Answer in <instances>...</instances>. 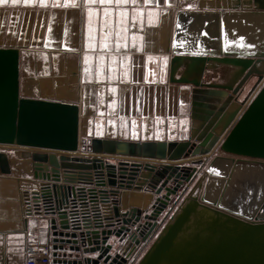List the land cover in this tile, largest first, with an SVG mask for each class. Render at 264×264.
<instances>
[{"label": "water", "instance_id": "obj_1", "mask_svg": "<svg viewBox=\"0 0 264 264\" xmlns=\"http://www.w3.org/2000/svg\"><path fill=\"white\" fill-rule=\"evenodd\" d=\"M196 3L195 8L176 13L172 77L183 68L179 82L190 80L206 88L200 93L215 99L216 104L207 105L186 142L94 140L86 150L79 137L78 106L22 97L19 51L0 48V144L35 150L18 156L34 163L40 191L20 193L15 180L2 177L0 183L11 186L7 196L15 199L16 206L22 205L26 215L47 217L53 264H128L135 248L150 244L158 234L177 204L178 198H173L182 186L194 181L217 150L222 155L207 165L201 178H207L206 182L198 183L201 193L194 200L252 226L256 235L264 232V0ZM252 78L257 80L250 90L254 95L241 101ZM96 155L107 158L106 164L102 159L98 162ZM0 159L2 164L1 155ZM186 163L188 167H184ZM103 167L111 187L129 189L135 184V191L147 193L144 205L150 206V211L120 214L116 204L109 205L110 197L119 194L115 189L110 194L100 192L103 219L98 208L92 213L82 209L85 196L78 200L68 190V205L56 201L55 207H47L50 197L58 200L64 196L57 185L61 171L70 180L75 179L74 173L101 174ZM88 197L94 202L97 192L89 190ZM185 212L137 264L161 263L187 220ZM262 246L255 264H264Z\"/></svg>", "mask_w": 264, "mask_h": 264}, {"label": "crops", "instance_id": "obj_2", "mask_svg": "<svg viewBox=\"0 0 264 264\" xmlns=\"http://www.w3.org/2000/svg\"><path fill=\"white\" fill-rule=\"evenodd\" d=\"M196 2L17 0L13 4L8 0L0 5V48L19 51L22 97L78 106L79 137L86 150L94 140L186 142L207 105L216 104L200 93L206 88L190 80L179 82L183 68L172 77L176 13L195 8ZM0 148L15 150L0 152V177L15 180L20 193L39 191L34 163L18 156L35 150ZM89 157L106 164L102 155ZM2 168L8 172L4 174ZM134 185L120 189L114 198L120 214L151 209L144 205L147 193L135 191ZM184 186L185 197L173 198H178L181 210L173 212L176 215L167 227L184 210L188 217L160 264H255L256 242L262 241L264 232L256 235L252 226L198 203L193 198L200 195L197 184ZM10 187L0 183V264H25L26 242L36 239L53 245L52 236L47 217L26 215L24 207L7 196ZM144 246L137 248L128 264L142 259Z\"/></svg>", "mask_w": 264, "mask_h": 264}, {"label": "built area", "instance_id": "obj_3", "mask_svg": "<svg viewBox=\"0 0 264 264\" xmlns=\"http://www.w3.org/2000/svg\"><path fill=\"white\" fill-rule=\"evenodd\" d=\"M101 171H102L101 174L100 173L97 174L95 171H92V172L86 173V174L74 173L75 179H70V180L65 178V174L62 171L63 175L60 174L61 175L60 176V182L57 185L62 187L61 193L64 196H63V198H61L59 196L58 200H56L52 196V189L49 190L52 197H50L49 201H47V207L48 208L49 207H52V208L55 207L56 201H60L62 203L64 202L63 203L64 205L65 204L68 205L67 201H71V199L67 198V190H68L70 194H72V195L76 194L78 200H80V196H85L86 202H84L85 204L83 205L82 209H86L88 212L92 213L94 208L95 209L98 208L100 211V216L103 219L106 215H105L104 211L102 210L100 192L104 191V192L110 194V192L112 190L115 189V191L117 190L119 192L120 189L115 188V187H111L108 184V174H107L105 167H103L101 169ZM99 179H100L101 183H100ZM77 185H80V186H77ZM106 186H108V189H103V188H106ZM89 190L97 192L98 197L94 202H92L88 197L89 196ZM39 191H40V189H39ZM41 197H42V195H41ZM64 198L66 199L65 201H64ZM109 200H110L109 205L113 206L114 204H116V206L118 207V202L116 200L114 202V198L110 197ZM79 206H80V204H79ZM118 209H119V207H118ZM137 237H138V239H140L139 236H137ZM136 250H137V248H135L134 252ZM134 252H133V254H134ZM25 256H26L25 264H53L52 245L42 244L40 241H38L36 239H30L26 242V245H25ZM134 256H135V254L133 255V257Z\"/></svg>", "mask_w": 264, "mask_h": 264}, {"label": "rangeland", "instance_id": "obj_4", "mask_svg": "<svg viewBox=\"0 0 264 264\" xmlns=\"http://www.w3.org/2000/svg\"><path fill=\"white\" fill-rule=\"evenodd\" d=\"M256 78H252L251 80H250V82H249V84L246 86V88H245V90H244V92L242 93V95L240 96V100L241 101H243L244 99H246V98H249V100H251V98L253 97V95L254 94H252V95H250V90H251V88L255 85V83H256ZM8 151V152H10V153H14L15 152V150L14 149H7V148H0V152L1 151ZM17 151V150H16ZM28 151V150H27ZM23 152V151H22ZM18 153V152H17ZM58 157H59V153H57L56 154ZM217 155H222V153L219 151V150H217L208 160H206L205 162H206V164L205 165H203V167H202V171H201V173L200 174H198V176H196V178L194 179V181H190L189 183L191 184V185H193L194 187L196 186V184H197V187H198V183H201L202 182V184H205V182H206V179L207 178H204L203 180H201V178H203L204 176H205V170H206V167H207V165L209 164V162L215 157V156H217ZM3 157V156H2ZM21 159H26V158H21ZM188 165L189 164H184V167H188ZM186 191H187V189L185 188V186L183 185L182 186V188L180 189V191H179V194L181 195V196H179V200L180 199H183V197H185V195H186ZM201 193V191H199L198 192V195ZM178 194V195H179ZM178 197V196H177ZM182 197V198H181ZM179 202L180 201H178L177 202V204L175 205V207H173V210L169 213V215H168V217H167V219H166V221H165V223L163 224V226L161 227V229L159 230V232H158V234L154 237V239H152V241H151V243L150 244H148L147 245V250L143 253V257L147 254V252L151 249V247L155 244V242L157 241V239H158V237L162 234V232L164 231V229L167 227V225L168 224H170V217H172V219H174V216L176 215V213L174 214L173 212H178V211H180L181 209H178L179 208V206H180V204H179ZM184 206V205H183ZM171 208V207H170ZM180 208H181V206H180ZM172 215V216H171ZM170 218V219H169ZM187 223V222H186ZM185 224V223H184ZM264 241V237H263V239H262V241L260 242V241H258L257 242V245H256V248L261 252L262 251V245H264V244H261V243H264L263 242ZM175 242V241H174ZM173 245H174V243H173ZM173 245H172V247H173ZM166 257V256H165Z\"/></svg>", "mask_w": 264, "mask_h": 264}, {"label": "snow or ice", "instance_id": "obj_5", "mask_svg": "<svg viewBox=\"0 0 264 264\" xmlns=\"http://www.w3.org/2000/svg\"><path fill=\"white\" fill-rule=\"evenodd\" d=\"M11 2L13 4H15V3H17V0H11ZM25 2L27 3L28 0H25ZM101 2L103 3L104 0H101ZM108 2H111V0H108ZM120 2H121V0H117V3H120ZM124 2H127V0H124ZM7 3H8V0H0V5L7 4Z\"/></svg>", "mask_w": 264, "mask_h": 264}, {"label": "bare ground", "instance_id": "obj_6", "mask_svg": "<svg viewBox=\"0 0 264 264\" xmlns=\"http://www.w3.org/2000/svg\"><path fill=\"white\" fill-rule=\"evenodd\" d=\"M0 146H11V145H1ZM17 147V146H16ZM19 148H22V147H19ZM23 149H29V148H23Z\"/></svg>", "mask_w": 264, "mask_h": 264}, {"label": "flooded vegetation", "instance_id": "obj_7", "mask_svg": "<svg viewBox=\"0 0 264 264\" xmlns=\"http://www.w3.org/2000/svg\"><path fill=\"white\" fill-rule=\"evenodd\" d=\"M147 250V245L144 246L143 251L145 252Z\"/></svg>", "mask_w": 264, "mask_h": 264}]
</instances>
